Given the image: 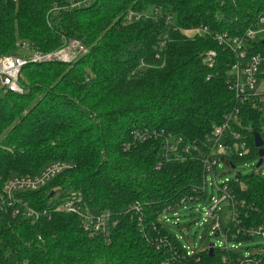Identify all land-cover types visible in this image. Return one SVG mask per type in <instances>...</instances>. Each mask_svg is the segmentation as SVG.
<instances>
[{
    "label": "trees",
    "instance_id": "16d2710c",
    "mask_svg": "<svg viewBox=\"0 0 264 264\" xmlns=\"http://www.w3.org/2000/svg\"><path fill=\"white\" fill-rule=\"evenodd\" d=\"M63 4L0 0V57L28 54L18 47L22 42L46 53L74 39L88 50L69 64L25 65L22 94L0 89V189L12 177L62 162L70 168L18 199L41 212L51 209V192L59 199L72 195L94 214L110 213L115 226L105 238L85 233L75 215L52 213L32 223L2 212L0 264H162L184 248L157 217L184 197L193 198L187 214L199 217L193 209L203 202L205 170L196 154L157 169L161 142L130 145L133 132L164 131L187 142L222 123L236 106L226 85L236 54L215 38L244 40L264 0H96L84 9L51 11ZM129 9L158 13L128 24ZM210 51L212 67L204 61ZM246 52L264 55V40ZM257 78L264 80V65ZM239 112L241 126L233 130L247 152L230 158L235 167L258 162L254 136L264 139V111L245 104ZM228 190L235 219L217 237L225 234L229 245L239 246L220 248L219 241L211 254L208 247L172 264H264V238L249 234L264 232V177L230 178ZM136 204L140 214L132 210ZM160 236H167L170 250L155 249Z\"/></svg>",
    "mask_w": 264,
    "mask_h": 264
},
{
    "label": "built area",
    "instance_id": "2783aa9c",
    "mask_svg": "<svg viewBox=\"0 0 264 264\" xmlns=\"http://www.w3.org/2000/svg\"><path fill=\"white\" fill-rule=\"evenodd\" d=\"M95 1L96 0H65V4L61 6L58 5L51 11L54 12L57 10L58 12L60 10L67 11L84 9L92 5ZM157 13L156 9H150L146 12H136L129 9L125 14L124 19L126 23L130 24L141 20H150ZM215 39L218 41L219 45H224L225 47L232 49L236 54V60L232 65L230 74L226 80V85L228 86L229 91L233 94L236 102L234 110L225 115L222 123L215 126L211 133L202 140L184 142L181 137H175L170 133L145 129L133 132L132 143L130 145H139L151 140L160 141L161 151L160 160L156 167L157 169H160L163 163L173 161L182 162L187 157H192L191 154L197 155V159L202 162L205 170L203 186L200 190V192L203 193L201 200H204V195L206 194L208 187L216 191L218 199L216 200L211 196V203L207 208L197 205L194 208V212L199 214L200 210V226L206 224L210 226L211 234L215 233L219 235L220 220L217 211H219L222 202L228 201L232 206V200H234V198L228 190L230 178L218 183V177H223L224 173H218L217 171L220 170L222 166H226L227 170L234 172L236 167L230 163V158L235 155L241 157L247 152L246 143L243 141L244 138L241 136L240 132L233 130L234 126H241L240 107L249 104L251 108L258 112L264 111V94H259L257 91L259 84L257 76L260 73V68L264 65V55L254 54L248 56L246 52L247 47H251V43L258 40H264V12L258 17L254 26L246 30L245 38H242L244 40L228 38L224 35L217 36ZM166 41V38H162L159 47H164ZM18 47L27 51L28 54L25 56L6 55L0 57V89L16 94L23 93V89L19 85V78L21 76V70L25 65L50 62L69 64L78 56L85 55L88 51L83 44L74 39L64 40L60 49L46 53L31 50V46L25 42L19 43ZM215 56V52L212 51L206 54L204 61L208 67H212ZM145 67L146 65L143 63L139 66V68L142 69H145ZM262 140L264 142V139ZM128 148L129 147L127 146L126 149ZM69 168L70 166L68 164L56 162L46 166L36 175L16 176L8 179L0 189V214L2 212H10L12 218L22 217L32 223L41 218L49 219L52 213L71 214L78 217L81 228L85 233L90 235H102L107 238L110 229L115 226V222L111 219L110 213L94 214L87 207L82 205L80 198L71 195L59 199V196L53 192L54 195L52 198L54 197V199H51V202L53 203L51 209H46L41 212L35 211L27 203L18 199V194L39 190L57 175ZM191 201H193L192 197H184L179 204L167 207L158 215L157 222L163 226L182 230L185 227L179 225L180 210H186ZM132 210L138 214L141 213V207L139 204L134 205ZM233 219H235V214L232 209L231 221ZM194 224L197 223L195 222ZM183 234L185 235V233ZM249 234L250 236L253 234H259L264 238V232L261 231H250ZM223 238L224 240L218 243V247L227 248L230 246V248H237V246H239L238 244L229 245V240L226 238L225 234L223 235ZM187 244V247L183 246V254L176 255V253L173 252V257L165 260L162 264H172L173 262L185 261L187 258L195 255V253L205 249L202 248L195 250L194 245L189 244V242H187ZM154 247L157 250L166 247L170 250L171 244L167 236H160L154 241ZM242 262H240V264Z\"/></svg>",
    "mask_w": 264,
    "mask_h": 264
},
{
    "label": "rangeland",
    "instance_id": "374dc122",
    "mask_svg": "<svg viewBox=\"0 0 264 264\" xmlns=\"http://www.w3.org/2000/svg\"><path fill=\"white\" fill-rule=\"evenodd\" d=\"M188 35H193V33L188 32ZM257 91L259 94H264V80H261L259 82ZM256 164L257 162H253L250 164H244V165H238L234 172L227 170L226 166H222L220 170H218L217 172L224 173V175L223 177H218V183L223 182L225 179L235 178L237 173H239L242 176L251 174V173H258L264 177V163L258 169L255 168ZM53 195H54L53 192H51L49 194V197H52ZM211 196H213L216 200L218 199L216 191L208 187L206 190V194L204 195L203 202L198 205L200 207L201 206L208 207L209 204L211 203L210 201ZM187 213H188L187 210H180V220H179L180 224L179 225L182 227H185L182 229V233H180L179 230L177 229L168 227L169 233L171 235L174 234V236L180 238L183 246L187 247L188 246L187 242H189V244L195 246L196 250H199V248H202L203 246L202 242H204V246L208 245L207 247H205V249H207L211 244H215L219 241L224 240L223 235L220 237H214L210 233L211 232L210 226L206 224L203 226H200L199 223H201V217L195 216L192 218ZM217 215L220 220L221 231H224L228 227L230 220H231V209H230V203L228 201L222 202L220 204V209L219 211H217ZM194 221L197 224H193ZM207 221H210V220H207ZM183 233H185V235H187L188 233L190 237L187 242L183 239V236H184ZM260 244L263 246V249H264V242H260Z\"/></svg>",
    "mask_w": 264,
    "mask_h": 264
},
{
    "label": "water",
    "instance_id": "95a60500",
    "mask_svg": "<svg viewBox=\"0 0 264 264\" xmlns=\"http://www.w3.org/2000/svg\"><path fill=\"white\" fill-rule=\"evenodd\" d=\"M254 144H255V147L258 149V154H259V160L256 164V168H259L263 162V158H264V142L263 140L261 139L260 135L259 134H255L254 136ZM236 178L239 179L240 178V174L237 173L236 174ZM216 237H217V234H216ZM210 250H209V253L211 254L212 253V249H213V244H211L210 246Z\"/></svg>",
    "mask_w": 264,
    "mask_h": 264
},
{
    "label": "crops",
    "instance_id": "0c3cea01",
    "mask_svg": "<svg viewBox=\"0 0 264 264\" xmlns=\"http://www.w3.org/2000/svg\"><path fill=\"white\" fill-rule=\"evenodd\" d=\"M196 206H197V205H196ZM196 206H195V207H196ZM203 207H205V206H203ZM205 208H207V207H205ZM186 210H187V212H189V208H187ZM193 211H194V209H193ZM199 214H200V210H199ZM199 217H200V215H199ZM221 235H222V233H221ZM223 235H224V234H223ZM217 236H219V235H217ZM189 238H190V237H189ZM220 242H221V241H220ZM202 245H203L202 248H204V242H202Z\"/></svg>",
    "mask_w": 264,
    "mask_h": 264
}]
</instances>
